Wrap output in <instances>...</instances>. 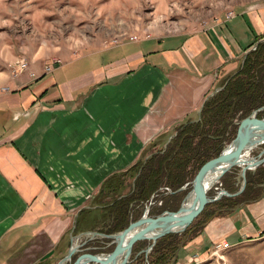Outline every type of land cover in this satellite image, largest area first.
Returning a JSON list of instances; mask_svg holds the SVG:
<instances>
[{
  "label": "crops",
  "instance_id": "crops-1",
  "mask_svg": "<svg viewBox=\"0 0 264 264\" xmlns=\"http://www.w3.org/2000/svg\"><path fill=\"white\" fill-rule=\"evenodd\" d=\"M236 4L234 16L223 13L195 32L93 44L53 60L50 72L41 64L7 74L0 84V264H56L72 233L89 231L74 227L76 217L106 206L95 199L106 193L105 181L117 195L121 177L141 169L143 151L173 137L171 125L200 119L190 118L264 33V0ZM256 192L203 224L175 264L206 255L219 240L263 239L264 183Z\"/></svg>",
  "mask_w": 264,
  "mask_h": 264
},
{
  "label": "rangeland",
  "instance_id": "rangeland-1",
  "mask_svg": "<svg viewBox=\"0 0 264 264\" xmlns=\"http://www.w3.org/2000/svg\"><path fill=\"white\" fill-rule=\"evenodd\" d=\"M241 1L242 0H0V84L5 81L4 79L7 74L9 77L15 78L25 71L32 72V70H30L31 68L41 64H44V70V66L51 64L53 60L61 56H72L77 54L82 47H90L93 46V44L99 47L117 45L126 40H130V37L136 36L139 38V36L142 35L145 38L148 36L150 37L153 32H159L160 35L175 34L183 31L195 32L203 27L206 22L215 19L217 16L219 17L223 13L227 15L229 12H233L234 14V10L231 7L237 5L236 3ZM262 40H264V38H260L259 41L253 44L249 51L255 49L257 43ZM96 41L98 42L96 43ZM262 107L263 108L260 107L256 110L264 109V106ZM254 111L247 116H241V112H238L231 119L227 117V121L233 120L234 123H237L238 130L242 121L250 119L252 115H254ZM199 117H201V110L190 119L194 120ZM187 120H189V118ZM183 124L180 122L171 125L166 134L174 136L176 129ZM172 138L173 137H171V139ZM162 139L163 140L157 141L153 146H149L147 150L143 151L138 162L140 168L142 167L141 164H143L148 157L153 155L148 154L150 150L162 153L171 140ZM228 143H226L225 146ZM263 149L264 143L259 144L250 150L248 156L262 159L264 158V153H261ZM149 153H151V151ZM189 167H192V164H190ZM139 172L140 170L138 172L131 171L121 177L123 185L119 189L117 195L112 191L108 192V190H104L106 193L101 197L97 194L95 199H104V202H108L111 199H119L122 196L129 195L133 192L134 180ZM240 172L241 168L239 166L231 168L224 173L219 182L215 183L208 190L207 195L212 197L219 189H224L231 195H221L217 200L225 197L234 198L242 195L241 198H239L241 201L234 207L227 209V211H223V214H217L219 212L218 205H211V203L217 200L209 202L210 205L207 203L203 215L198 219L195 217L187 227L188 231L180 235L181 237L179 239L181 242L174 254L168 258L167 264H175L179 256L188 253L186 249L182 248H184L195 233H197L202 225L208 222L211 217L223 216L239 206L242 202L252 198L254 194L257 193L256 191L259 189V184L264 183V179L260 181L264 176V161L255 168L247 170L245 178L241 176ZM194 176L192 172L188 174L186 182L182 185L185 186V189L181 191H177V189L173 190L167 184L163 183V185L150 195L148 200L143 203H133L129 209L128 214L130 218L128 222L130 223L140 218L146 211L145 207L149 205V202H152V204L149 205L148 216L161 214L163 211L159 213L158 210L162 203H167L172 206L171 209L167 211L177 210L179 205L183 202L185 195L190 190L191 181ZM247 178L249 180V185L245 191ZM243 182L245 184H243ZM243 190L244 194H241ZM120 193L122 195L118 196ZM150 210L156 212L150 214ZM211 214L213 215L210 218L207 217ZM199 215L200 214L197 216ZM204 220L205 223H203ZM108 223L109 221L105 217V210L103 208L86 209L81 212L75 219L74 227L77 226V230L86 229L89 231L81 235L72 233L71 245L77 244L78 251L73 253L65 264H71L75 259L85 254L110 252L114 248V244H109L110 239L99 234L117 233L99 231L106 229L109 226ZM74 231L76 232V228ZM93 231L98 234H87V232ZM184 231L176 233H183ZM145 241L147 242V246L149 241ZM224 241L228 243V241L224 239L214 242L206 255L201 254L200 257H196L197 255L192 258L189 257L191 260L187 257L185 259L186 264H264V238H247V241L241 244L234 246L229 244L228 248L220 249L214 254L215 245ZM133 246L130 262L127 264H130L133 259L138 256L137 253L140 251L136 252L133 256ZM109 247H112V249H109ZM68 250L69 249L65 252V255ZM94 250L95 252L97 250L103 251L93 253ZM148 254H144V264H149Z\"/></svg>",
  "mask_w": 264,
  "mask_h": 264
},
{
  "label": "trees",
  "instance_id": "trees-1",
  "mask_svg": "<svg viewBox=\"0 0 264 264\" xmlns=\"http://www.w3.org/2000/svg\"><path fill=\"white\" fill-rule=\"evenodd\" d=\"M259 38H264V34ZM221 87L205 101L201 109L200 120L178 127L163 152H157L145 160L134 180L132 193L104 203L106 206L103 209L109 226L99 231L105 233L121 231L129 223L128 213L131 205L148 200L150 195L163 183L173 190L181 187L186 182L189 173L192 172L195 175L208 159L217 156L225 144L235 136L238 124L233 120L227 121V117L231 119L238 112H241V116H247L252 111L264 106V40L258 42L255 49L246 54L238 71ZM262 117H264V109L258 110L256 113V118ZM190 164L192 167H189ZM263 179L264 176L260 181ZM111 185L112 182L105 181L101 192L112 188ZM248 185L247 178L245 191ZM244 190L241 194H244ZM241 196L221 198L211 205H218L219 212L217 214H223V211L237 205L241 201L239 199ZM205 206L199 213L200 215L196 216L197 219L203 215ZM171 207L167 203H162L158 211L161 213L170 210ZM154 212L156 211H149L150 214H154ZM212 215L207 217L210 218ZM187 231L188 228L183 233H170L159 238L148 254L149 264H167L168 258L174 254L181 242L180 235ZM146 244L145 240L136 242L133 246V256ZM102 251L97 250L96 252ZM96 252L93 251V253ZM132 263L144 264V254L138 255L130 264Z\"/></svg>",
  "mask_w": 264,
  "mask_h": 264
},
{
  "label": "water",
  "instance_id": "water-1",
  "mask_svg": "<svg viewBox=\"0 0 264 264\" xmlns=\"http://www.w3.org/2000/svg\"><path fill=\"white\" fill-rule=\"evenodd\" d=\"M256 112L257 110L254 111V115L250 119L242 121L235 137L215 158L208 160L199 168L191 181L190 190L177 210H166L159 215L148 216V208L152 204L149 202L143 215L130 222L121 231L114 234L99 233L110 239L109 244H114V248L110 252L85 254L75 259L71 264H127L130 262L132 246L135 242L149 241V244L137 253V255L140 253L147 255L159 238L166 234L184 231L207 203L217 200L221 195H231L224 189H219L212 197L208 196L207 192L231 168L239 166L240 174L245 178L247 170L255 168L264 161V158L257 159L248 156L250 150L264 143V117L257 119ZM261 153H264V149ZM243 184L245 183L243 182ZM183 189L185 186L180 187L177 191ZM188 198L191 199L190 202H187ZM87 234L96 235L98 233L93 231L87 232ZM77 251L78 245H71L67 254L57 264H65Z\"/></svg>",
  "mask_w": 264,
  "mask_h": 264
},
{
  "label": "built area",
  "instance_id": "built-area-1",
  "mask_svg": "<svg viewBox=\"0 0 264 264\" xmlns=\"http://www.w3.org/2000/svg\"><path fill=\"white\" fill-rule=\"evenodd\" d=\"M234 14H233V12H229L228 14H227V17H232ZM138 37H130V40H136ZM51 69H52V66H51V64H48V65H46V66H44V72H50L51 71ZM31 75L32 76H34V73H31ZM229 247V243H227V242H222V243H218V244H216L215 245V250H214V254L215 253H217L220 249H226V248H228Z\"/></svg>",
  "mask_w": 264,
  "mask_h": 264
},
{
  "label": "bare ground",
  "instance_id": "bare-ground-1",
  "mask_svg": "<svg viewBox=\"0 0 264 264\" xmlns=\"http://www.w3.org/2000/svg\"><path fill=\"white\" fill-rule=\"evenodd\" d=\"M208 183H209V180H208ZM188 201L190 202V201H191V199H189V198H188V199H187V202H188Z\"/></svg>",
  "mask_w": 264,
  "mask_h": 264
}]
</instances>
